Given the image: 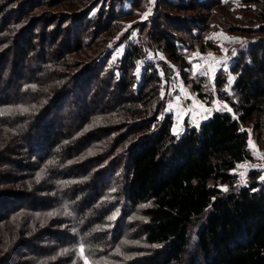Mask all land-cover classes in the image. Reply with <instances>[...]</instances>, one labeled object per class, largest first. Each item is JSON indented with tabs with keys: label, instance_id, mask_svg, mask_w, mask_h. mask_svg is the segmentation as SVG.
Returning a JSON list of instances; mask_svg holds the SVG:
<instances>
[{
	"label": "trees",
	"instance_id": "trees-1",
	"mask_svg": "<svg viewBox=\"0 0 264 264\" xmlns=\"http://www.w3.org/2000/svg\"><path fill=\"white\" fill-rule=\"evenodd\" d=\"M240 2L253 21L236 18L232 0H0V69L9 65L6 85L13 94L0 90V156L4 150L14 152L11 143L2 144L5 137L38 138V147L27 150L42 163L39 185L49 184L53 191L48 197L45 187L44 202L47 207L48 202L54 208L71 206L72 213L66 217L67 229L53 234L51 241L64 242L75 256L83 243L92 264H264V181L252 172L249 184L241 186L232 173L251 158L249 135L264 149V0ZM148 6L153 14L132 22L129 28L137 24L138 36L130 40L131 29L125 32L124 23ZM41 7L61 12L47 19V25L42 22L43 32L31 17ZM243 21L247 26L239 27ZM212 24L243 38L233 65L215 80L236 117L217 111L177 136L172 117L165 113L166 99L160 97L167 76L147 62L135 85L134 70L146 49L158 48L186 80L189 52L198 50L197 43L201 50L213 45L208 37ZM123 43L114 61L112 47ZM161 69L165 74L166 67ZM229 75L235 76L231 94L221 89ZM190 83L198 96H206L204 77H193ZM73 87L82 93L74 94ZM94 92L95 99L101 95L112 101H91ZM43 127L48 130L42 136ZM48 167L56 180L48 176ZM66 173L73 178L69 183L62 179ZM82 175L85 181L79 182ZM16 180L7 173L8 184ZM116 181L125 209L115 233L92 230L86 213L92 210L98 220L107 216L108 208L111 213L113 205L96 202ZM2 198L6 196L0 194ZM16 198L9 203L12 210L24 203L23 196ZM132 210L141 219L130 235L127 217ZM41 211L47 209L42 206ZM3 215L0 226L10 221L5 234L15 237L31 225L40 228L32 212L20 219ZM117 248L126 256L111 262ZM45 249L35 258L49 257Z\"/></svg>",
	"mask_w": 264,
	"mask_h": 264
},
{
	"label": "rangeland",
	"instance_id": "rangeland-1",
	"mask_svg": "<svg viewBox=\"0 0 264 264\" xmlns=\"http://www.w3.org/2000/svg\"><path fill=\"white\" fill-rule=\"evenodd\" d=\"M232 8L234 9L235 13L233 15L237 18L239 17H247L244 19H250L251 21L254 20V15L252 12H246L243 11L247 6L243 2H240V0H232ZM126 8H128V4L124 5ZM152 8V6H151ZM96 9L93 10L92 13L95 12ZM57 8H51L48 9V7H41L39 8L35 14H33L31 17H33L34 20H36L37 23H39L41 26V32H43L45 29L44 27L48 24V20H50L51 16H58L54 13H61L59 12ZM97 11V10H96ZM147 11V8L144 7L138 12V15H135L134 18L131 20H127L124 23L123 30L125 32H129L130 30V40L132 38H136L138 36V26L137 24L135 27L129 28V25L131 26L132 22L135 21H144L145 19H142V14ZM52 14V15H48ZM153 14V10L151 12ZM150 14V15H151ZM48 19V20H47ZM253 19V20H252ZM42 22H44L46 25H43ZM246 22H240L239 27L247 26L245 24ZM212 31L209 33V40L212 42L213 45L211 47L206 48L205 50H201V45L197 43L198 50H194L189 52L187 55V63L188 66L184 68V71H187L190 77L185 80L182 77L181 69L177 65H174L171 63L165 54L158 48H152V49H146L145 54L143 57H141L137 62H140V70L137 72V64L135 68V79L136 83L135 85L139 84L142 79V73L145 68V64L147 62L155 63L156 67L159 69L160 75L164 77V75L167 76V79L164 81V87L162 91L160 92V97L162 99L161 94L164 93L163 97L166 99L164 102L165 109L168 108V106L171 104L173 107L169 109V111H165L166 114H169L172 117V125L171 130L173 132V128L176 127L180 129L179 134L182 133L184 128L186 126H196V122L198 124L209 118L214 112L217 111H227V110H217L222 109L223 103H227L226 99L223 96H220L218 94L217 88H216V77L221 71H226L223 66L218 67L215 71V73H210L209 75H197L200 77H204L206 79L205 87L202 90V93L206 96L201 97L198 96L196 92L192 91L191 89V83L192 80V63L195 64H203L205 68L208 67V65L213 64L214 60L208 57V54L211 53L212 57L216 60H221L223 58H227L225 63L227 65V70L233 65L235 61L236 56H232L231 52L233 50H237V46L241 43L243 38H241L238 35L228 33L224 31L225 28H222L221 25L216 26V24H212ZM63 41V38H62ZM200 42V41H198ZM60 43V42H59ZM59 43H56L54 47H59ZM125 43L123 45H114L112 47V58L114 61H118L120 58L119 56L123 52ZM50 47L53 48L52 44L48 45V49ZM55 49V48H54ZM223 49V50H222ZM183 51H185L183 49ZM199 52L204 59L202 60L200 57H193L192 54ZM149 54H151V59H149ZM163 56L165 59L161 60L159 56ZM192 59V63H189V59ZM13 62V60H12ZM165 66V74L164 71H162L161 67ZM8 66H3L0 69V90L1 94L4 92L8 93L7 95L12 96V91L9 86L6 85L8 81ZM175 69V71H174ZM115 73L119 74L118 69H115ZM177 73L179 75H177ZM210 76H213L212 81L210 82ZM235 77L234 75H231ZM228 79L225 83V85L222 86V90H224L227 86ZM234 82V81H233ZM233 84V83H232ZM181 85H183L185 91L188 93L189 97H195L197 101H199L201 104L204 105L205 108L211 109V115H208L206 112H204L203 108L199 107L198 105L193 104L191 99H186L185 96L181 93L180 88ZM232 86V85H231ZM5 89V90H3ZM74 91L75 88L73 87ZM214 89V90H213ZM70 92V89H69ZM232 88L230 87L229 91L226 93L231 94ZM82 93L81 89H77L74 94H80ZM96 92L91 95L90 99L99 101L100 104H107L109 101H112L109 99L108 101L102 100V96H97L95 99ZM177 97H179V101H177ZM75 98V97H74ZM94 98V99H93ZM72 103L74 102V99L72 98L70 100ZM101 105V107H103ZM229 105V104H228ZM230 107V106H229ZM188 109H192L191 112H188ZM228 112V111H227ZM231 113L234 117L235 114ZM206 117V118H204ZM43 119L41 118V121ZM38 121V120H37ZM49 118H48V125H49ZM43 123H45L43 121ZM48 130V127H43L40 130L41 135H45ZM114 132L109 133V135H112ZM14 134V133H13ZM15 135V134H14ZM16 137V135H15ZM99 138V137H98ZM34 140V141H33ZM251 140L253 144H255V148H252L249 146V140H248V148L250 150L251 158L249 160L243 161L241 163H238L237 165H244V167H236L232 170V173L236 176V183L241 186H247L250 181V174L252 172H258L259 177L258 180L262 181L260 177L264 175V167H260L264 165V149L260 148L258 144L256 143L254 136H251ZM11 143V145L14 147V152L10 153L9 150H4L1 153L0 156V194L1 196L4 195L6 198H2L0 200V203H4V206L0 204V214H5L7 217L12 215H19V219L22 215L27 214L29 212H32V215L35 219L40 220V226L37 227L36 225H31L30 230H27L26 233H23L22 231H19L17 234H15V237L10 235L8 232L6 234L4 233V228H10V221L9 219L3 220L1 226H0V238H4V240L0 241V264H72L73 260L77 261V264H82V261H80L73 253L70 251L65 252L66 248H64L65 243L64 242H57L51 241V237L56 236L57 232H60L61 229H67V226L65 224H68L66 221L67 215L65 212H71V206H63L60 205L58 208H54L51 203L48 202V207L46 206L44 202V196L46 195L45 187L47 188L48 197L53 195L52 189L49 187H41L43 185H39L37 180V174L35 173V169L41 168V162L37 161L31 152L27 150V147H38L39 140L37 137H34V139H31L29 141H25L24 138H16L14 139H8V137H5V139L2 140V144L5 143ZM17 145L20 146V148H17ZM8 155V156H7ZM4 158H9V161L4 160ZM73 163V162H72ZM255 165L256 167H252ZM65 171L67 169L61 167ZM43 169V168H41ZM80 171V170H78ZM244 173L243 179L246 181V184H241V175L240 173ZM7 173H11L12 175L16 176V181H14L13 185L8 184L6 181ZM69 173V172H68ZM66 173L64 176H62V179H64V182H68L73 179L69 178L72 176L73 172H70L71 174ZM85 175H87L85 173ZM82 175L80 178L81 180H78L79 182L85 181L86 176ZM48 176L56 180L54 178L51 169L48 167ZM43 183V182H42ZM49 183V182H48ZM35 184V185H33ZM33 185V186H32ZM225 186H221L223 188ZM38 189V190H37ZM114 190V191H113ZM86 189L81 188L80 193L85 194ZM23 196L21 201H23V205L18 210H12L11 206L9 205L10 202L17 201L18 196ZM7 199V200H6ZM106 206V205H113L115 208L111 211V213H107L109 211V208L105 211L107 216L105 218L102 217L101 220H98V218L93 217V211L88 210L86 213L89 219H92L91 228L92 230H96L98 232L106 231V232H114L117 228V217L121 214V212L125 209L124 201L123 199H120V188L119 183L112 182V184L108 187V189L104 192L103 197H99V199L96 202V205ZM42 206L47 209V211H41ZM36 211V212H35ZM40 211L44 216L48 217L46 222L45 218L41 215H39ZM134 211V213L132 212ZM129 212L127 217V223H132V229L128 232L130 235L135 233L137 231V221H139L140 215L136 210H132ZM49 213H56L55 215H48ZM113 214H116V218L114 220H109L108 217L112 216ZM21 215V216H20ZM4 217V215L2 216ZM64 217V218H63ZM6 218V217H5ZM78 221H80L78 219ZM18 222V220H17ZM5 224V225H4ZM64 224V226H62ZM20 229L22 226L19 227ZM99 229V230H97ZM48 233V235H47ZM17 236V237H16ZM130 245L136 244V242H130ZM48 248L45 249V247ZM43 249H45L48 256H40L35 258L37 255L41 254ZM128 250L129 248L126 247ZM68 250V249H67ZM85 252H86V246H85ZM63 253V254H62ZM87 255V253H86ZM113 260L111 262H121L124 260V257L126 256V253H123L122 251L119 254H116V251L113 252ZM20 256V257H19ZM90 257V256H89ZM91 259V257H90Z\"/></svg>",
	"mask_w": 264,
	"mask_h": 264
},
{
	"label": "snow or ice",
	"instance_id": "snow-or-ice-1",
	"mask_svg": "<svg viewBox=\"0 0 264 264\" xmlns=\"http://www.w3.org/2000/svg\"><path fill=\"white\" fill-rule=\"evenodd\" d=\"M154 2H155V0H150V4H153ZM151 12H152V8H151V6H148L147 7V11L142 14V17L141 18L142 19H146L151 14ZM129 27H130V25H129ZM241 43L243 44L244 42H241ZM231 55L233 57L236 56L237 55L236 50H233L231 52ZM192 56L193 57H200L202 60L204 59V57H202L199 52L193 53ZM208 57L211 58V59H213L214 60V63L208 65L207 68H205V66L203 64H195V63H192V59L191 58L189 59V63H192V76L193 77H196L197 75H209L210 73H215L216 69L218 67H221V66H223L224 69L227 70V65L225 63V61L227 59L226 57L223 58V59H221V60H216L215 58L212 57V54L211 53L208 54ZM159 58L161 60H164L165 59L162 55L159 56ZM149 59H151V54H149ZM139 70H140V62H137V72H139ZM174 71H175V69H174ZM161 75H163V73H161ZM177 75H179V74L177 73ZM209 78H210V82H211L212 79H213V76H210ZM234 79H235V77H233L231 75L228 76L227 86L224 89V91H226V92L229 91V89H230V87H231ZM180 91L185 96L186 99H191L192 102H193V104L198 105L199 107L203 108L204 112H206L208 115H211V109L205 108L203 104H201L199 101H197L195 99V97H189L188 96V93L185 91L183 85H181ZM163 95H164V93L161 94L162 98H163ZM177 101H179V97H177ZM172 107H173V105L170 104L168 106V108L165 109V111H169V109H171ZM15 110L16 109H5L4 111L11 112V111H15ZM217 110H227L228 112H232V108L229 107V105L227 103H223L222 109H217ZM19 111L27 112V111H29V109H27V108H21V109H19ZM191 111H192V109H188V112H191ZM0 114H3V113L0 112ZM204 118H206V117H204ZM196 126L198 127V122H196ZM89 127H91V125ZM179 131H180V129H178L176 127L173 128V134L174 135H177L178 136L179 135ZM241 131H244V129L241 128ZM249 146L252 147V148H255V144H253V142L251 140V135H249ZM89 154H91V153H89ZM49 163H52V162L50 161ZM237 167H244V165H237ZM252 167H256V166L253 165ZM260 167H264V165H262ZM43 172H44V169H41V171L39 173H37V180L40 179V176L43 174ZM240 175L242 177L241 184H246V181L243 179V177H244L245 174L242 172V173H240ZM260 179L262 181H264V175H262L260 177ZM222 190L223 191H227V188L226 187H223ZM148 206L149 205H141L142 208L143 207H148ZM55 214L56 213H49L48 215L51 216V215H55ZM65 214L66 215H69V216L72 215L71 212H65ZM115 218H116V214H113L112 216H109L108 217L109 220H114ZM97 230H99V229H97ZM73 231H75V230H73ZM153 247H158V245H153ZM67 251H69V250L66 249L65 252H67ZM75 253H76L77 258L80 261H82V264H92V261L90 260L89 255H86L85 245L83 243H80L79 244L78 248L75 249ZM119 253H120V249L117 248L116 249V254H119ZM72 264H77V261L76 260H73L72 261Z\"/></svg>",
	"mask_w": 264,
	"mask_h": 264
}]
</instances>
